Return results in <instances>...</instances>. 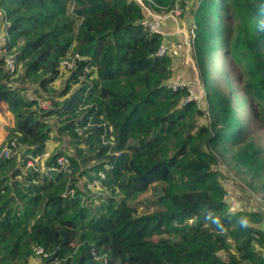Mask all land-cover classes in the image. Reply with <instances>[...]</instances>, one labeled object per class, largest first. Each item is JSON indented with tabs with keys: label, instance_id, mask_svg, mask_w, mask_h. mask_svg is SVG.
Returning <instances> with one entry per match:
<instances>
[{
	"label": "trees",
	"instance_id": "1",
	"mask_svg": "<svg viewBox=\"0 0 264 264\" xmlns=\"http://www.w3.org/2000/svg\"><path fill=\"white\" fill-rule=\"evenodd\" d=\"M261 5L200 0L192 8L205 114L186 100L187 88L168 87L172 57L155 55L163 38L143 30L137 0H0V109L13 116L9 153L0 152V264H264V213L230 214L218 169L228 154L264 200ZM218 52L236 69L249 119L220 85L228 72L213 67ZM68 53L78 57L53 87ZM51 132L58 145L42 157ZM94 181L98 195L84 187ZM151 184L156 195L137 211L132 200ZM241 215L247 229L236 224ZM205 216H219L226 231Z\"/></svg>",
	"mask_w": 264,
	"mask_h": 264
},
{
	"label": "rangeland",
	"instance_id": "2",
	"mask_svg": "<svg viewBox=\"0 0 264 264\" xmlns=\"http://www.w3.org/2000/svg\"><path fill=\"white\" fill-rule=\"evenodd\" d=\"M200 0H187V2H179L180 13L177 16H173L170 13V9L172 7L168 5H163L158 7H154L155 10L163 15L162 25L159 33L162 35V41L164 43H174L179 42L181 43V47L176 50V53L171 51L168 53L172 57V78L171 80L179 79L186 81L190 95L194 97V100L197 103V107L201 108L205 114H207V104L205 102V89L202 83V78L200 75V62L196 60L195 48H194V38L196 34V19L193 15L192 8H196L199 5ZM3 13L0 10V51L4 50L5 40L7 38V33L5 30V23L2 20ZM194 28V29H193ZM192 29V31H191ZM188 36L186 37V35ZM186 41V43H184ZM63 61H67L70 65L62 63ZM63 61L60 63V74L59 77L54 80L52 83L53 87H60L66 83L68 76L70 75V71L74 63L70 57V54H66L63 57ZM213 67H217V70H222L225 68L228 72V78H221L222 83L220 84L224 91L229 92L231 97V104L238 109L239 104L243 105L244 113L246 115V119L250 118L249 114V105L247 103V98L245 95L238 89V84L235 80H233V74H235L236 69L234 65L231 63L227 56H222L219 52L216 54V58L213 61ZM214 71V70H213ZM218 71V72H219ZM15 75V74H14ZM210 77L207 76L206 79ZM170 80V81H171ZM30 86L28 93L33 91L34 84L28 83ZM234 87V92L230 93V89ZM60 99V98H58ZM51 103L50 99L45 101V104L42 103L44 106ZM194 117L197 119L198 124H203L205 122V117L200 116ZM53 116L50 117V119ZM191 122V121H190ZM13 125V116L11 113L4 108L0 109V146L2 148L0 150L3 153L2 149L6 148L3 145V141L6 137L7 127ZM251 127V123L249 122ZM56 126H54L55 128ZM56 132H51L49 139L46 141V152L42 154V157L46 156L56 145H58V140L56 139ZM259 140L261 143L264 142V131L260 133ZM61 142V141H60ZM59 142V143H60ZM67 143V140L65 141ZM172 149L171 146H167V153L170 152ZM220 166L218 169L224 174L222 179V183L226 188L225 198L229 201V203L239 200L242 203V206L239 209H252V210H259L264 213V200L262 198L261 191H254L250 188L247 184V178H243V172L239 167L230 159L228 154L220 160ZM27 164L31 165V159H27ZM85 183V180L83 181ZM82 184V185H83ZM87 188L88 192L91 194L98 195V192L101 190L97 181L86 183L84 186ZM158 189L157 185L151 184L148 185L147 188L140 193L135 199L132 200V204L137 208V211L143 208V203L149 202L153 197L156 195ZM264 223V222H263ZM264 227V225H263ZM264 254V248H263ZM40 263L39 258L31 259L29 264H38Z\"/></svg>",
	"mask_w": 264,
	"mask_h": 264
},
{
	"label": "built area",
	"instance_id": "3",
	"mask_svg": "<svg viewBox=\"0 0 264 264\" xmlns=\"http://www.w3.org/2000/svg\"><path fill=\"white\" fill-rule=\"evenodd\" d=\"M137 1L141 5V7L143 9V13H144V16L140 19V22H139L141 27L143 28V30L147 31L149 33H159V31L161 29V25H162L163 15L158 13L155 10L154 7H158V5L155 4L152 0H147V3L144 0H137ZM181 1L187 2V0H173L172 7L169 10L170 11L169 14L173 15L174 17L179 15V13H180L179 2H181ZM191 31H192V29H191ZM187 36H188V34L186 35V37ZM184 43H186V41H184ZM181 46L182 45L179 42H174V43L162 42L161 45L159 46V48L157 49V51L155 52V55L156 56H164V55L170 53L171 51L176 53V50H178ZM70 57L73 61L74 57H78V55L75 54L74 56H70ZM62 61H63V59L60 61V63ZM62 63L70 65L67 61H63ZM72 65H73V63H72ZM6 68L8 69V72L11 74L15 72L16 65H15V60L12 57H8L6 59ZM168 87L171 88L172 90H177V89L185 87L188 89V91H190L186 81L179 80V79L171 80L168 84ZM189 99L194 100V97H192V95H190V92H189V95H188L186 100H189ZM11 144L14 145V141H12ZM2 151H3V153H2L3 155H7L9 153V148L6 147V148L2 149ZM99 175L101 177H103L104 173L102 171H100ZM33 249H34L35 254H37V255H43V256L47 255V253L44 251V249L41 246H36Z\"/></svg>",
	"mask_w": 264,
	"mask_h": 264
},
{
	"label": "clouds",
	"instance_id": "4",
	"mask_svg": "<svg viewBox=\"0 0 264 264\" xmlns=\"http://www.w3.org/2000/svg\"><path fill=\"white\" fill-rule=\"evenodd\" d=\"M260 11L261 13H264V5L260 6ZM257 30L261 33H264V17H262L259 20V23L257 24ZM241 206H242V203L239 200L234 201L230 203L227 211L230 214H235ZM209 219L211 220V224L215 225L216 229L219 232L223 233L226 231L224 224L222 223L219 216H213V217L205 216L206 221H209ZM236 224H238L241 229H247L250 226V220L247 216L241 215L237 218Z\"/></svg>",
	"mask_w": 264,
	"mask_h": 264
}]
</instances>
